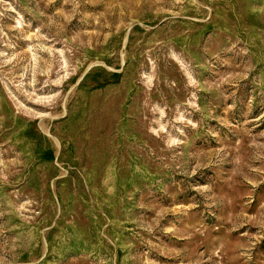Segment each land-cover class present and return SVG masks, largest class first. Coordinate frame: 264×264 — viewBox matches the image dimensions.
<instances>
[{
	"label": "rangeland",
	"instance_id": "374dc122",
	"mask_svg": "<svg viewBox=\"0 0 264 264\" xmlns=\"http://www.w3.org/2000/svg\"><path fill=\"white\" fill-rule=\"evenodd\" d=\"M0 264H264V0H0Z\"/></svg>",
	"mask_w": 264,
	"mask_h": 264
}]
</instances>
